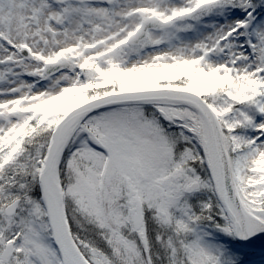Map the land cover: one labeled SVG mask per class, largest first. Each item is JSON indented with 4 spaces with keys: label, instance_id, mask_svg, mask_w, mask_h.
<instances>
[{
    "label": "snow or ice",
    "instance_id": "6c2138e0",
    "mask_svg": "<svg viewBox=\"0 0 264 264\" xmlns=\"http://www.w3.org/2000/svg\"><path fill=\"white\" fill-rule=\"evenodd\" d=\"M0 264H264V0H0Z\"/></svg>",
    "mask_w": 264,
    "mask_h": 264
}]
</instances>
